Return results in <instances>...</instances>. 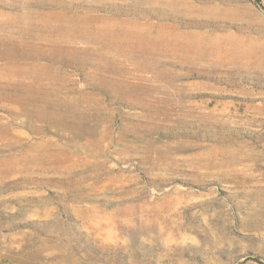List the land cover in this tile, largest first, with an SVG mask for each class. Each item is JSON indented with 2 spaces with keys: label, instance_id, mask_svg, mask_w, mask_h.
Segmentation results:
<instances>
[{
  "label": "rangeland",
  "instance_id": "374dc122",
  "mask_svg": "<svg viewBox=\"0 0 264 264\" xmlns=\"http://www.w3.org/2000/svg\"><path fill=\"white\" fill-rule=\"evenodd\" d=\"M0 264H264V0H0Z\"/></svg>",
  "mask_w": 264,
  "mask_h": 264
},
{
  "label": "bare ground",
  "instance_id": "6f19581e",
  "mask_svg": "<svg viewBox=\"0 0 264 264\" xmlns=\"http://www.w3.org/2000/svg\"><path fill=\"white\" fill-rule=\"evenodd\" d=\"M13 55V54H12ZM14 66V65H13ZM16 66V65H15ZM18 66V65H17ZM20 74V73H19ZM29 75V74H28ZM35 77V76H34ZM18 98V97H17ZM25 99V98H24ZM27 99V98H26ZM22 101V100H21ZM20 102V101H19Z\"/></svg>",
  "mask_w": 264,
  "mask_h": 264
}]
</instances>
